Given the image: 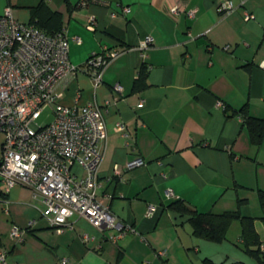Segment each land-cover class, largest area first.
I'll use <instances>...</instances> for the list:
<instances>
[{
    "label": "crops",
    "instance_id": "0c3cea01",
    "mask_svg": "<svg viewBox=\"0 0 264 264\" xmlns=\"http://www.w3.org/2000/svg\"><path fill=\"white\" fill-rule=\"evenodd\" d=\"M232 1L223 14L220 0H0V14L10 7L25 22L41 2L58 11L76 65L103 44L121 48L101 84L79 72L62 101H92L102 110L107 135L97 196L122 236L110 239L121 229L99 230L79 214L57 232L30 188L5 191L0 181V247L9 264H264V134L254 140L246 121L264 119V0ZM91 16L95 30L87 27ZM137 156L146 163L126 169ZM175 200L199 212L253 218L259 244L246 241L240 217L221 240L199 236L190 214L168 207ZM13 225L24 229L20 242L9 234Z\"/></svg>",
    "mask_w": 264,
    "mask_h": 264
},
{
    "label": "built area",
    "instance_id": "2783aa9c",
    "mask_svg": "<svg viewBox=\"0 0 264 264\" xmlns=\"http://www.w3.org/2000/svg\"><path fill=\"white\" fill-rule=\"evenodd\" d=\"M128 9L122 8L124 12ZM219 9L223 14L231 12L233 1L220 0ZM179 12L178 5L170 7L171 14ZM188 15L193 16L194 10H189ZM251 17L245 12V19ZM87 27L95 30L93 16ZM150 41L147 36L140 48H146ZM120 52L118 46L103 44L100 51L76 65L69 59V38L63 28L47 32L34 23L15 18L10 7L0 14V133L3 134L0 181L5 191L16 185L30 188L43 204L42 215L57 232L71 225V216L79 214L99 230L121 229L110 239L122 236L116 216L97 196L102 142L107 135L102 110L92 101L82 104L62 101L70 77L83 72L96 87L102 83L105 66ZM260 66L264 69V61ZM114 89L120 92L122 88L116 83ZM47 108L52 120L38 122ZM115 129L124 130V124L117 122ZM145 163L137 156L127 161L125 167L132 169ZM119 172L114 166V173ZM167 193L173 195L170 190ZM153 209L149 205L148 213L152 214ZM23 232V228L13 225L9 234L20 242ZM158 254L165 256L166 251L160 250ZM67 262L68 258L61 260L62 264ZM0 264H9L2 247Z\"/></svg>",
    "mask_w": 264,
    "mask_h": 264
},
{
    "label": "trees",
    "instance_id": "16d2710c",
    "mask_svg": "<svg viewBox=\"0 0 264 264\" xmlns=\"http://www.w3.org/2000/svg\"><path fill=\"white\" fill-rule=\"evenodd\" d=\"M32 14L33 18L30 22L47 32L53 33L62 29L59 12L50 9L45 2H41L32 8ZM246 121L252 138L260 141V138L264 134V119L248 117ZM260 201L264 210V191H260ZM168 207L178 211L180 214H190V221L194 227L195 233L201 237L214 241L221 240L225 235L230 221L235 217H240L242 219L246 241L253 242L255 245L259 244L253 218L246 216L241 217L237 211H225L222 213L199 212L195 209H191L190 206L182 200H175L169 203ZM257 250L258 249L252 250V252L257 253Z\"/></svg>",
    "mask_w": 264,
    "mask_h": 264
},
{
    "label": "rangeland",
    "instance_id": "374dc122",
    "mask_svg": "<svg viewBox=\"0 0 264 264\" xmlns=\"http://www.w3.org/2000/svg\"><path fill=\"white\" fill-rule=\"evenodd\" d=\"M2 1V0H1ZM53 118L52 113L50 112V109L47 108L43 114L38 118V122H49L51 121ZM3 141V134L0 133V157H1V153H2V149H1V143Z\"/></svg>",
    "mask_w": 264,
    "mask_h": 264
}]
</instances>
